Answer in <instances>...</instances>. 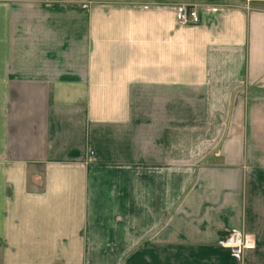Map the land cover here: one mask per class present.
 Segmentation results:
<instances>
[{
	"label": "crops",
	"instance_id": "obj_1",
	"mask_svg": "<svg viewBox=\"0 0 264 264\" xmlns=\"http://www.w3.org/2000/svg\"><path fill=\"white\" fill-rule=\"evenodd\" d=\"M231 233L264 264V5L0 0V264H239Z\"/></svg>",
	"mask_w": 264,
	"mask_h": 264
},
{
	"label": "built area",
	"instance_id": "obj_2",
	"mask_svg": "<svg viewBox=\"0 0 264 264\" xmlns=\"http://www.w3.org/2000/svg\"><path fill=\"white\" fill-rule=\"evenodd\" d=\"M247 7L251 4L257 3L264 5V0H242ZM179 20L186 25H199L201 23V16L196 8L193 7H179ZM217 245L225 250H229L231 254L240 259L239 264L242 263V257L245 252L252 250L254 246L247 236H243L240 233H231L226 236H221L217 242Z\"/></svg>",
	"mask_w": 264,
	"mask_h": 264
}]
</instances>
